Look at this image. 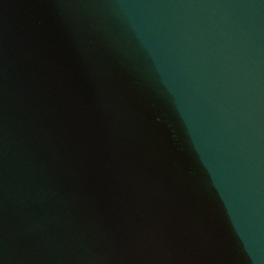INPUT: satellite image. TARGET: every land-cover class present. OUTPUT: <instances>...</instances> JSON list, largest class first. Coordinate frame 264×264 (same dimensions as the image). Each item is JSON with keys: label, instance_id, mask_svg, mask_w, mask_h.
Masks as SVG:
<instances>
[{"label": "water", "instance_id": "water-1", "mask_svg": "<svg viewBox=\"0 0 264 264\" xmlns=\"http://www.w3.org/2000/svg\"><path fill=\"white\" fill-rule=\"evenodd\" d=\"M0 264H264V0H0Z\"/></svg>", "mask_w": 264, "mask_h": 264}]
</instances>
